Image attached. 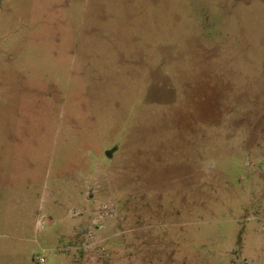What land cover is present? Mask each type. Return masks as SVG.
<instances>
[{
  "label": "rangeland",
  "instance_id": "obj_1",
  "mask_svg": "<svg viewBox=\"0 0 264 264\" xmlns=\"http://www.w3.org/2000/svg\"><path fill=\"white\" fill-rule=\"evenodd\" d=\"M0 264H264V0H0Z\"/></svg>",
  "mask_w": 264,
  "mask_h": 264
},
{
  "label": "built area",
  "instance_id": "obj_2",
  "mask_svg": "<svg viewBox=\"0 0 264 264\" xmlns=\"http://www.w3.org/2000/svg\"><path fill=\"white\" fill-rule=\"evenodd\" d=\"M38 260L41 261V262H44L45 258L44 257H40Z\"/></svg>",
  "mask_w": 264,
  "mask_h": 264
}]
</instances>
